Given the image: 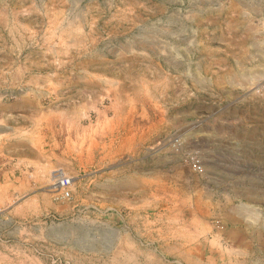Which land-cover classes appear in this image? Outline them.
<instances>
[{"label":"rangeland","instance_id":"rangeland-1","mask_svg":"<svg viewBox=\"0 0 264 264\" xmlns=\"http://www.w3.org/2000/svg\"><path fill=\"white\" fill-rule=\"evenodd\" d=\"M241 1L0 0V264H264L237 197L264 18L253 55ZM234 63L261 85L204 116L188 68Z\"/></svg>","mask_w":264,"mask_h":264},{"label":"crops","instance_id":"crops-1","mask_svg":"<svg viewBox=\"0 0 264 264\" xmlns=\"http://www.w3.org/2000/svg\"><path fill=\"white\" fill-rule=\"evenodd\" d=\"M262 2L259 0H243L241 1V10L236 12V15L240 17H244L250 22L254 24L252 26L253 34H252V45L249 46L250 52L253 55L261 54L260 45L262 41L261 32L262 26L260 24L262 17L264 18V9L263 13L261 11V4ZM248 8V9H246ZM264 39V38H263ZM264 45V42H263ZM261 66L260 64H228V65H220V66H206L203 69H197L196 66H192L188 68V72L185 74L190 81H192V86H196V84H204L205 87H209L212 90H206V99L204 102L205 110L201 111V114L204 116H209L208 111L210 110L212 104L216 101L214 95L219 93L220 91H215L214 88L221 87L226 89L230 95H234L235 98L230 101V103L237 101V95H246L249 97L254 95V92L249 90L239 92L236 91L237 88H244V87H252L256 88L261 85ZM186 78V79H187ZM222 94H224V91ZM246 92V93H245ZM221 94V95H222ZM210 98V99H209ZM259 99V98H258ZM183 112L191 113V109H185ZM172 116L170 117H177L182 113V110L176 109L172 112ZM242 116L249 117L254 119V127L255 129H259V127L264 128V116L260 114L259 111H254L253 114L245 113L242 110ZM252 115V116H251ZM165 116V115H162ZM253 127V128H254ZM260 131L256 130V133L259 135ZM264 134V131L260 132ZM257 135V134H256ZM231 135H228L227 143L231 142ZM209 145V143H206ZM256 153L253 154V157H245V150L244 147L238 148L241 152V158H246L244 160V169L243 171H239L242 174V178H240V182H244V192L243 195H237L240 199H242V208L245 211L244 219L248 220L250 215L253 219V228H254V237L253 240H256V232L259 236L264 232V144L257 143ZM230 147H228L229 149ZM230 174V173H228ZM250 183V185H247ZM226 197H231V195L227 194ZM249 223L244 222V230L247 229ZM248 235H246V239Z\"/></svg>","mask_w":264,"mask_h":264},{"label":"bare ground","instance_id":"bare-ground-1","mask_svg":"<svg viewBox=\"0 0 264 264\" xmlns=\"http://www.w3.org/2000/svg\"><path fill=\"white\" fill-rule=\"evenodd\" d=\"M196 203H197V202H196ZM211 203H212V202H211ZM197 204H198V203H197ZM199 206H200V205H199ZM205 206H206V204H205ZM205 206H204V207H205ZM196 207H197V205H196ZM196 207H195V208H196ZM209 207H210V206H209ZM197 208H198V207H197ZM205 208H206V207H205ZM200 209H201V208H200ZM200 209H199V210H200ZM208 209H209V208H208ZM206 212H208V211H206ZM208 213H209V212H208Z\"/></svg>","mask_w":264,"mask_h":264}]
</instances>
